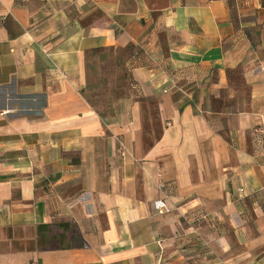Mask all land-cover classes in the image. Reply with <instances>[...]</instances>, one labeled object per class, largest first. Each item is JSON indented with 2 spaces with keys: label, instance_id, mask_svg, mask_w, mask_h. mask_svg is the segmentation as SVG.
Instances as JSON below:
<instances>
[{
  "label": "crops",
  "instance_id": "crops-1",
  "mask_svg": "<svg viewBox=\"0 0 264 264\" xmlns=\"http://www.w3.org/2000/svg\"><path fill=\"white\" fill-rule=\"evenodd\" d=\"M0 264H264V0H0Z\"/></svg>",
  "mask_w": 264,
  "mask_h": 264
},
{
  "label": "rangeland",
  "instance_id": "rangeland-1",
  "mask_svg": "<svg viewBox=\"0 0 264 264\" xmlns=\"http://www.w3.org/2000/svg\"><path fill=\"white\" fill-rule=\"evenodd\" d=\"M127 60L128 52L116 53L110 49L95 51L88 56L89 94L98 104L103 105V102L111 99L112 89L120 90L125 85Z\"/></svg>",
  "mask_w": 264,
  "mask_h": 264
},
{
  "label": "built area",
  "instance_id": "built-area-1",
  "mask_svg": "<svg viewBox=\"0 0 264 264\" xmlns=\"http://www.w3.org/2000/svg\"><path fill=\"white\" fill-rule=\"evenodd\" d=\"M155 208L157 211H160V212H170L169 204L167 203L165 199H158V201L155 202ZM205 217H206L205 214L201 216L199 215V217L197 215H190V214L184 215V219L186 223L191 226V228L194 230L195 233H199L198 231L199 228L197 225L198 219L205 218Z\"/></svg>",
  "mask_w": 264,
  "mask_h": 264
}]
</instances>
